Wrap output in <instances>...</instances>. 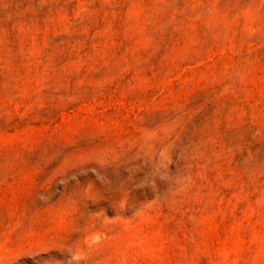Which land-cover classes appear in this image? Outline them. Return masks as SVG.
<instances>
[{"label":"rangeland","instance_id":"374dc122","mask_svg":"<svg viewBox=\"0 0 264 264\" xmlns=\"http://www.w3.org/2000/svg\"><path fill=\"white\" fill-rule=\"evenodd\" d=\"M0 264H264V0H0Z\"/></svg>","mask_w":264,"mask_h":264}]
</instances>
